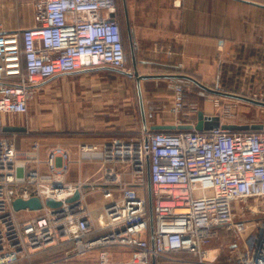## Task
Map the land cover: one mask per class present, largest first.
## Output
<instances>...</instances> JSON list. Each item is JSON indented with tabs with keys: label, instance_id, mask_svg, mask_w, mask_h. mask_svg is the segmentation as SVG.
Instances as JSON below:
<instances>
[{
	"label": "built area",
	"instance_id": "1",
	"mask_svg": "<svg viewBox=\"0 0 264 264\" xmlns=\"http://www.w3.org/2000/svg\"><path fill=\"white\" fill-rule=\"evenodd\" d=\"M32 5L33 24L6 30L0 23V114L28 113L41 85L58 75L103 65L129 70L118 0ZM169 80L171 110L185 117L177 123L195 124L197 113L184 111L189 80ZM211 92L200 87L198 95L213 100ZM18 133L0 134V264L35 255L44 256L35 264H264V211L263 221L233 214L235 200L264 198V129L148 127L74 146L33 139L35 154L24 156ZM85 161L101 162V171L70 179L72 164ZM96 192L101 199L91 207L87 196ZM33 196L42 208H14L16 198ZM252 226L256 232L235 244V262L211 256L221 229L242 235Z\"/></svg>",
	"mask_w": 264,
	"mask_h": 264
},
{
	"label": "rangeland",
	"instance_id": "2",
	"mask_svg": "<svg viewBox=\"0 0 264 264\" xmlns=\"http://www.w3.org/2000/svg\"><path fill=\"white\" fill-rule=\"evenodd\" d=\"M133 1L139 0H127L128 3H133ZM141 1H145L151 7V2H147L150 0ZM123 2V0H118L121 12ZM127 53L128 60L131 62L130 48ZM228 66V64L223 66V72L218 81L212 83L215 86L210 87L223 92L235 90L244 95L250 93L252 97L254 93H264V72L254 74L251 69H243L245 66L233 63L231 67L233 71H228ZM141 67L143 66L138 67L140 72ZM155 70L158 69L155 68ZM226 77H233L236 81H227ZM64 80L63 82L62 79H55L42 85L30 103L28 113L0 114V134L3 132L1 128L3 124H21L35 128V130L17 134L18 142L27 147L33 139H39L45 144L99 141L104 137H132L139 135L143 130L135 77L129 78L117 71L92 69L70 78H64ZM169 81L164 78L146 82V98L144 99L146 104L144 103V106L147 120H161L168 113L175 116L170 110L173 105V91L169 87ZM189 82L191 91L188 93L184 111L189 112L193 118L197 111L191 106L195 103L198 109H203L209 114H218L226 122H264V106L222 92H211L210 97L213 100L205 99L198 95L200 87H195L191 80ZM218 82L220 84H217ZM94 91L97 92V96L92 94ZM68 94H76V98H66ZM142 94H144L143 91ZM176 117L185 119L182 115H176ZM104 124L107 126L111 124L113 128L102 130ZM90 129L97 131H88ZM101 164L99 161L91 162L88 165L89 172H96L97 175L101 171ZM86 166L83 164L84 170ZM77 167V164H72V169H77ZM99 199L101 196L98 192L87 196L91 207H96ZM263 211V197L237 199L233 202V214L237 219L256 220L260 218L263 221ZM251 225L253 223H250ZM255 232L256 227L254 226L248 228L242 235L235 231L221 229L218 237L209 243L212 249L211 256L217 255V260L235 262L239 254L237 245ZM93 254L95 252L90 255ZM127 255L128 253L116 252L118 257Z\"/></svg>",
	"mask_w": 264,
	"mask_h": 264
},
{
	"label": "crops",
	"instance_id": "3",
	"mask_svg": "<svg viewBox=\"0 0 264 264\" xmlns=\"http://www.w3.org/2000/svg\"><path fill=\"white\" fill-rule=\"evenodd\" d=\"M123 1V9L128 14L127 17L132 29V39H130L125 17L122 28L126 50L128 51L133 42L135 52H137V67L143 66L141 72L139 71L140 73H184L194 76L205 84L215 86L212 83L218 81L223 72L222 68L226 64L229 65L228 71H233L231 70L233 63L234 65L245 66L243 69H251L254 74L264 72V0L147 1L151 2V7L141 0L133 1V3H128L127 0ZM0 23L6 30L33 24L32 0H0ZM130 59L131 62L127 60L128 66L129 69H132V58ZM110 67L96 66L58 75L46 83L55 79H62L64 82V78H70L92 69L115 71ZM123 74L129 78L135 77L134 75ZM164 78L170 79L171 77L159 76L140 80L141 92H144L142 94L143 115L135 77L141 111L140 122L143 129H146L145 125L149 127L155 123H177L176 115L173 116L170 113L161 120H147L145 116L146 82ZM226 79L227 81H236L233 77H226ZM191 83L195 87H201L194 81ZM92 94L97 96L96 91ZM66 98H76V94H68ZM112 128L111 124L110 126L104 124L102 130H111ZM28 130H35V128L28 127ZM88 131L97 130L90 129ZM105 138L107 137L99 141H77L69 144L74 146L78 142L97 143ZM18 145L20 155L35 154L31 151L30 144L24 147L21 142H18ZM91 162L85 161L83 163L87 165L85 170L83 164L81 167L78 165L77 169H72L69 178L73 180L79 177L88 179H92V176L96 177V172H89L88 165ZM43 257V255H35L31 260L18 261L12 264H35L41 261Z\"/></svg>",
	"mask_w": 264,
	"mask_h": 264
},
{
	"label": "water",
	"instance_id": "4",
	"mask_svg": "<svg viewBox=\"0 0 264 264\" xmlns=\"http://www.w3.org/2000/svg\"><path fill=\"white\" fill-rule=\"evenodd\" d=\"M248 1V0H246ZM114 16V14H112ZM128 14L126 12V28H127V32L129 34V38L132 39V29H131V25L128 19ZM130 50H131V58H132V63H133V67L134 70L133 71H129V70H124V69H120V68H116V67H110L115 71L121 72V73H125L127 75L130 76H135L136 80H137V85H138V92L140 95V101H141V105H142V92H141V87H140V80L142 78H149V77H159V76H168V77H180V78H185L191 81H194L195 83H197L198 85H200L201 87L209 90V91H213V92H222L224 94L233 96V97H237V98H241L244 99L246 101L264 106V100H260V99H255L243 94H238V93H233V92H229V91H219L216 90L215 88L210 87L209 85L201 82L200 80H198L197 78H195L192 75L189 74H184V73H175V74H143L140 73L137 67V59H136V52H135V45L132 42L130 44ZM142 112L144 115V109H143V105H142ZM196 123H155L152 124L151 126H149L150 129L153 130H175V129H189L192 127H195L198 130H204V129H211V128H217L220 125L223 128H227V129H245V130H249V129H264V122H253V123H221V116L218 114H209L206 113L203 109H198L197 110V116H196ZM145 120V118H144ZM2 130L5 132H25L28 130V127L26 125H21V124H4L2 125ZM145 128H148L147 125H145ZM148 181H149V193H151L150 190V177L148 174ZM80 196V191H77L75 193L74 196L68 198V200H74L76 198H78ZM46 203L50 206H59L61 204V201L59 200H55L53 198H47L46 199ZM42 200L40 199V197L38 196H33L29 199H23V198H16L13 201V206L16 210H21V209H31V210H38L40 208H42Z\"/></svg>",
	"mask_w": 264,
	"mask_h": 264
},
{
	"label": "flooded vegetation",
	"instance_id": "5",
	"mask_svg": "<svg viewBox=\"0 0 264 264\" xmlns=\"http://www.w3.org/2000/svg\"><path fill=\"white\" fill-rule=\"evenodd\" d=\"M117 17L119 18L121 24L124 22L125 17H126V11L123 9L122 12L120 11V9H118L117 13H116ZM133 69V67H132ZM132 69L130 68L129 71H132Z\"/></svg>",
	"mask_w": 264,
	"mask_h": 264
},
{
	"label": "trees",
	"instance_id": "6",
	"mask_svg": "<svg viewBox=\"0 0 264 264\" xmlns=\"http://www.w3.org/2000/svg\"><path fill=\"white\" fill-rule=\"evenodd\" d=\"M124 40H125V37H124ZM125 46H126V42H125ZM209 86H211V85H209ZM229 92L238 93V91H235V90H231ZM238 94H240V93H238Z\"/></svg>",
	"mask_w": 264,
	"mask_h": 264
}]
</instances>
